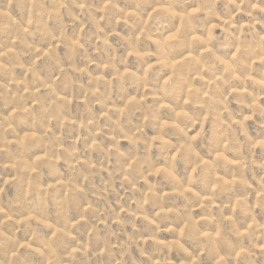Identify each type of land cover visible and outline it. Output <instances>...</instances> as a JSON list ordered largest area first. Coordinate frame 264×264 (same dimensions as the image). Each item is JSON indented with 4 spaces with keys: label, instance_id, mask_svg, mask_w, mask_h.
<instances>
[{
    "label": "clouds",
    "instance_id": "9594fccd",
    "mask_svg": "<svg viewBox=\"0 0 264 264\" xmlns=\"http://www.w3.org/2000/svg\"><path fill=\"white\" fill-rule=\"evenodd\" d=\"M218 3H223L226 16L216 10ZM33 7L36 10L28 21L31 29L17 27L7 42H0V47L5 49L0 54V67L14 70L23 67L21 61H24L30 64L28 72L31 74L27 82L11 80L13 84L21 85L14 92L8 93L7 85L5 92H0V95L9 96L13 102V115L20 117L27 129L21 136L14 123H0V152L7 156V160L0 162V168H12V181L23 183L29 189L18 210L10 212L0 208L8 219L15 218L19 225L16 232H23L29 241L21 246L15 232L9 234L0 224V249L6 250L0 253V264H26L21 247L30 248L32 245H35V251L44 255L45 264H79L74 255L76 252L84 254V264H170L168 253L177 248L184 253L182 264H200L203 256H209L213 264H219L217 257L224 264H255L256 257L264 254V223H256L253 217L252 224L244 227L231 216L220 215L212 231H202L190 220L193 207L199 206V200H195V204L189 201L195 199L191 186L199 179L201 166L215 168L217 160L212 159L213 152L221 156L226 151L239 152L245 143L250 152L257 147L264 148V137L253 139L243 131L246 121L257 117L264 127V0H193L191 11L181 7V0H167V8L174 20H179V27L173 23L165 33L150 38V50H137L139 41L134 31L125 39V46L133 49L128 55L136 56L149 71L156 65L171 69V75L162 85L154 89L150 87L145 92L140 90L148 83L147 72L137 74L128 69L127 56H117L95 45L89 49L82 42V36L70 32L75 19L65 23L66 17L72 18L74 11L80 9L75 16L82 23L91 25L95 30L93 36L100 38L105 33L100 20L107 22V9L117 8L115 4L99 8L98 11L104 13L100 19L91 15L85 4L78 0H38ZM133 7L146 13L154 5L150 0H133ZM197 13L215 19L217 23L213 28L223 24V34L235 42V55L222 58L213 50L212 41L217 39L213 32L197 34L205 31L194 23ZM50 22L55 27L50 26ZM258 25L260 31H257ZM249 32L257 33L255 45L244 39ZM57 40L70 57L75 58L74 62L61 61L55 56L53 42ZM48 44H51V54L43 52V46ZM103 44L111 47L106 38ZM197 44L202 51H194ZM174 45L185 47L186 54L180 59L176 57ZM102 51L104 59L97 63L93 56ZM28 57L33 59L26 60ZM41 59L48 60L56 71L66 63V68L60 71L65 81L63 91L54 87L56 80L41 75L37 66ZM189 61L193 69L183 70L182 64ZM93 64L97 70L109 69L114 78L106 81L103 75L97 76L89 71ZM125 80L137 89L135 95H129ZM250 83L255 85V91H249ZM178 91L188 98L174 107L168 100ZM69 96L78 102L82 98L78 117L71 114ZM149 96L154 98L152 102L148 101ZM232 104L247 109L250 114L237 113L234 116ZM193 107L198 112L194 113ZM164 109L170 113L166 118L162 116ZM198 125L200 130L196 135H190ZM66 128L71 129L70 134L74 133L70 143L64 135ZM146 129L152 134L149 135ZM170 131L174 134L170 135ZM9 135L15 139L9 140ZM121 140H127L129 144L122 148ZM205 140L216 142L207 154L210 161L207 165L199 153L200 142ZM29 144L44 155H26ZM93 153H100L102 158L94 163ZM60 161L71 175L65 177ZM240 164L237 177L240 184L248 185L244 169L250 168L252 161L241 158ZM178 165L189 171L178 174ZM261 168L264 169V165ZM104 171L109 173L107 179L101 176ZM76 174L79 181L75 179ZM155 176L161 179L148 184V178ZM97 177H100L99 184L96 183ZM48 178L60 183L47 185ZM115 179L122 180L121 187L127 185V191L133 194L130 199L136 209L127 218L110 204L96 206L97 200L106 201L107 194L116 191ZM220 183L217 182V187ZM236 183L235 179L229 181L226 191L236 198V207L241 213L251 216L253 208L248 196L235 191ZM258 184L260 191L264 192V174ZM185 185L189 187L185 189ZM65 187L69 189L66 195L79 193L82 196L78 218L72 215L65 195H61V189ZM165 188L168 192L164 191ZM171 192L178 193L184 202L168 207L164 197ZM186 192L189 195L186 196ZM49 203L56 208L54 217L40 212ZM146 206H150V212ZM124 210L121 206L120 211ZM169 214L187 222L183 228L179 223L176 225L178 238L166 244L159 239V234L175 231L170 225H162V219ZM137 215L146 222L143 229L137 227ZM82 221L87 233L83 242ZM112 223L117 225L115 230ZM101 224L105 225L104 229ZM41 229L54 231L51 236H42ZM88 229H91L90 233ZM188 232L193 233L194 244L185 248L182 240ZM61 237L64 242L59 246L56 240ZM93 240L99 242V248L90 247ZM147 241L161 246L155 260L154 253L144 250ZM100 249L105 250L108 259L99 258ZM134 250H139L137 255H132Z\"/></svg>",
    "mask_w": 264,
    "mask_h": 264
},
{
    "label": "rangeland",
    "instance_id": "374dc122",
    "mask_svg": "<svg viewBox=\"0 0 264 264\" xmlns=\"http://www.w3.org/2000/svg\"><path fill=\"white\" fill-rule=\"evenodd\" d=\"M38 0H0V42H7L12 36L14 30L17 27L25 26L31 29V26L28 24V21L33 17L35 12V8L33 7ZM78 2L84 3L89 13L93 15L96 19H100L103 12L98 11L105 4H115L117 8L109 7L107 9V22L104 20H100V26L105 29V33L97 38L93 36V32L95 31L91 25H86L81 22V20L75 16L76 12L81 11L80 9H76L73 13L72 18H65V23H69L70 19H75V23L72 25L70 32L73 35L79 34L83 37L82 42L85 43L86 47L91 49L93 45L96 47L102 48L109 53H113L117 56L124 57L127 56V68L132 72L137 74L147 72L148 74V83L144 89L140 90L141 92L148 91L151 87L154 89L156 86H160L163 84V81L168 78V75H171V69L160 67L156 65V61L153 60V65H156L148 70V66L146 64H142L136 56L128 55L129 52H132L133 49L125 46V39L130 35L133 31L139 41V48L150 50V38L159 35L160 33H165L167 29H171L173 23H176L177 27H179V20H174L171 15V11L167 8V0H150V2L154 5V8H149L145 13L143 9L136 10L133 7V0H78ZM193 0H181V7L188 8L189 11L192 10ZM117 9L120 11L118 12ZM222 16H226L227 10L224 8L223 3L217 4V9ZM6 13V15H5ZM239 19V18H238ZM194 23L199 26L202 32H198V35H206L207 32H213L217 39L212 41L211 47L213 50L222 56V58L229 57L231 55H235V47L234 41L231 37H226L223 34V24L220 26L213 28V25L217 23V21L213 18L205 16L203 13H197ZM50 26L55 27L53 22H50ZM257 31H260L259 25L257 26ZM170 34V33H166ZM91 37V39H89ZM106 38L111 45L110 48L103 44V39ZM244 39L248 44L255 45L258 37L256 32H249L244 36ZM55 43V56L58 57L61 61L74 62L75 58L70 57V54L64 48V45L59 42V40L53 42ZM176 57L180 59L182 55L185 53V47L183 45H174ZM202 51L200 49L199 44L194 46V51ZM5 51L3 47H0V54ZM43 52L47 54H51V44L43 46ZM33 57H28L26 60H31ZM93 59L99 63L104 59L103 51L99 54L93 56ZM23 63V67L16 69H6L0 67V92H5V85H7V92L12 93L14 90L19 89L21 87L20 84H13L11 82L12 79L15 80H27L30 78V73L28 72V68L30 67L29 63ZM37 66L39 71L43 77H46L48 80H56L57 83L54 84V87H57L63 91L64 78L61 77L60 71H63L66 68V63L61 64L60 71H56L53 69L51 63L48 60L41 59L37 61ZM82 67L83 64L81 63ZM257 70H259V62L256 63ZM182 69L191 71L193 69V65L191 61L182 64ZM124 69H121L123 71ZM89 71L94 72L97 76L103 75L104 79L112 80L114 78V73L107 68H100L97 70L96 65L93 64L89 68ZM167 73V75L165 74ZM67 75V73H65ZM198 79V78H197ZM206 79V78H205ZM124 86L129 89V95H135L137 89L127 80L124 81ZM108 87L107 85L104 86ZM249 91H255V85L249 84ZM25 96L28 93L24 94ZM188 97L185 93L180 91L176 92L174 95L169 97L168 102L172 104L174 107L179 106L184 100ZM154 98L152 96L148 97V101L152 102ZM71 114L73 117H78L82 108V98L81 102L73 99L71 96L68 97ZM231 111L233 115L237 113H242L243 115L250 114L247 109L241 108L239 105L232 104ZM134 111V109H132ZM192 111L194 113L198 112V109L193 107ZM170 115L167 109L162 111L163 117H168ZM240 118V117H236ZM260 117H257L254 120L246 121L245 128L243 131H246L249 137L253 139H259L264 137V127H261ZM4 122H12L15 125L17 133L23 136L27 131L25 125L21 123V118L13 115V102L10 100L8 95H0V123ZM187 124L188 122H184ZM206 126V125H205ZM55 131V129H53ZM200 130V125H198L195 129H193L189 134L195 136L196 133ZM149 135L152 133L146 129ZM71 133V129L66 128L64 130V135L66 141L68 143L71 142L72 136L74 133ZM174 133L170 131V135ZM9 140L15 139L14 136L9 135ZM243 139V137H242ZM215 141L205 140L200 142L199 153L200 156L204 160V164L207 165L210 163L208 158V153L212 151L215 146ZM121 147L124 148L129 144L127 140L120 141ZM79 147H83V145H78ZM0 147H2V138H0ZM26 155L32 157L34 155H44L42 152H39L38 149L34 148L31 144L28 145ZM158 155V154H157ZM93 162L100 160L102 158L100 153L92 154ZM154 158H156L154 156ZM243 158L245 161L251 159L252 166L250 168L244 169V178L247 179L248 185H242L239 182V178L237 177V172L241 169L240 160ZM212 159L217 160L215 168H209L205 166H201L198 170L199 179L197 180L195 185H192V192L195 194V199L190 200V203L195 204V200H199V206H194L191 212L190 220L195 222L196 225L202 231H212L216 227V219L220 216H231L233 220L238 225H243L247 227V225L252 224V218H255L256 223H264V192H261L259 189L258 181L262 174H264V169L261 168V165H264V148L257 147L254 151H249V146L247 143L243 144L240 148L239 152H224L221 156L220 153L213 152ZM7 160V156L0 152V162ZM61 170L64 172L65 177L71 175L70 171L64 166L63 161H60L59 164ZM111 169H109L110 171ZM187 169L183 167V165L177 166L178 174H185ZM14 173L12 168H0V189H4V191H0V208H3L6 211H16L18 207L23 204L26 193L28 192V187L23 183H16L12 181ZM108 171H104L101 173V176L105 179L108 178ZM255 176L256 179H253ZM63 179V178H62ZM75 179L79 181V175L76 174ZM160 176L149 177L148 184H151L153 180H160ZM236 180L237 183L234 186L235 191L238 194L247 195L249 202L253 208L251 216L244 215L241 211L236 207V198L233 195L226 191V186L229 181ZM7 180L9 183L5 184L4 181ZM221 182L220 186L217 187V182ZM59 184L60 181H53L52 179H46V184ZM96 183H100V177L96 178ZM122 180L115 179L114 187L116 189L115 192L108 193L107 199L105 200H97L96 206L105 207L106 204H110L111 207L119 212L121 216L129 217L136 209L135 203L132 202L130 197L133 195L131 192L127 191V185L121 187ZM143 184V182H142ZM189 185H185V189H187ZM47 190H51L50 188ZM165 192H168V189L165 188ZM69 193V189L67 187L61 189V195H65L67 202L70 204L72 215L76 218L79 216L80 212V204L82 203V196L79 193H73L71 195H66ZM138 195V194H137ZM189 195L186 192V196ZM94 199V198H93ZM165 203L168 207H174L182 204L184 202V198L180 197L178 193L171 192L164 197ZM119 201V202H117ZM121 206L125 209L123 212L120 211ZM87 206L85 205V208ZM148 211L150 212V206H146ZM40 212L42 215L53 216L55 215L56 208L49 203L47 208H41ZM91 218L90 216L88 217ZM150 218V217H149ZM187 222V221H184ZM184 222H181L175 215L169 214L167 218L162 219V225L172 226L175 231L173 232H161L159 234V239L164 241V243H170L175 240L179 236V228H176V225L179 223L180 228L184 227ZM137 227L143 229L145 227L146 222L142 217L137 215ZM0 224H3L5 229L9 232V234L15 232L17 240L21 246L29 244V241L25 238L23 232H16V228L19 225L16 224L15 218L8 219L4 215L3 211H0ZM101 229L105 228L104 224L100 225ZM112 228L115 230L117 225L112 223ZM86 225L82 221L80 225L81 232V242H83L86 236ZM244 229L241 228V231ZM52 231L54 229H41L42 236H51ZM91 229H88V233H90ZM131 231V229H129ZM103 235V232L101 233ZM193 233L188 232L187 235L183 238L182 243L185 248H189L193 246L194 241L192 239ZM63 237L56 240L57 245H63ZM115 244V240L113 241ZM91 248H99V242L93 240L90 245ZM161 246L155 245L152 241H147L145 243L144 250L154 253V260L158 258L159 249ZM35 245H32L30 248L21 247V253L24 256L26 264H45L44 255L35 251ZM260 251V249H257ZM6 251L5 249H0V253ZM139 250H134L132 255H137ZM74 255L77 257L79 264H84V254L81 252H76ZM101 259H108L105 250L100 249V257ZM168 260L170 264H182L184 259V253L181 252L178 248L170 251L168 253ZM219 264H224L223 260H220L219 257L216 258ZM200 264H213V261L209 256L201 257ZM255 264H264V254L258 255L255 260Z\"/></svg>",
    "mask_w": 264,
    "mask_h": 264
}]
</instances>
